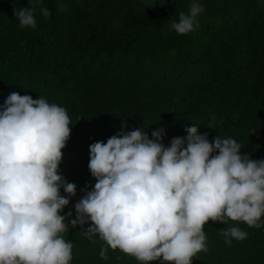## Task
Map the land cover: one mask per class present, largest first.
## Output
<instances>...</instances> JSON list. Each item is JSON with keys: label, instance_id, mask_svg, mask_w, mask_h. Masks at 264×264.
<instances>
[{"label": "trees", "instance_id": "obj_1", "mask_svg": "<svg viewBox=\"0 0 264 264\" xmlns=\"http://www.w3.org/2000/svg\"><path fill=\"white\" fill-rule=\"evenodd\" d=\"M199 2V26L179 34L172 22L193 0H42L35 29L14 16L29 0H0V104L13 91L42 95L71 118L59 169L77 190L62 215L71 210L74 219L81 190L96 182L89 145L135 127L150 138L163 127L167 146L195 123L210 142L230 136L241 153L264 158V0ZM90 224L63 234L73 242L71 264H141L110 246L101 257L105 242L84 235ZM236 224L248 236L229 245L223 230ZM204 230L207 250L192 264H264V226L209 220Z\"/></svg>", "mask_w": 264, "mask_h": 264}, {"label": "clouds", "instance_id": "obj_2", "mask_svg": "<svg viewBox=\"0 0 264 264\" xmlns=\"http://www.w3.org/2000/svg\"><path fill=\"white\" fill-rule=\"evenodd\" d=\"M40 3L14 8L20 27H37ZM203 10L193 0L171 27L193 31ZM39 11L50 15L47 7ZM71 124L66 107L42 95L13 91L0 104V264H71L73 242L63 234L88 221L84 235L105 242L101 257L107 259L110 246L141 264H192L207 250L209 220L264 226V158L241 153L243 144L230 136L210 142L195 123L167 146L163 127L150 138L140 126L91 143L88 168L96 182L81 190L69 219L71 210L61 212L77 187L59 165ZM223 235L230 245L248 232L236 224Z\"/></svg>", "mask_w": 264, "mask_h": 264}]
</instances>
